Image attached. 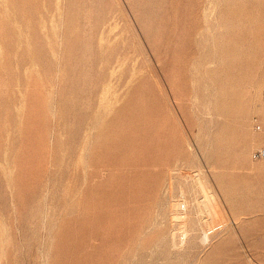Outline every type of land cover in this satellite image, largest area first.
Masks as SVG:
<instances>
[{"label": "rangeland", "instance_id": "rangeland-1", "mask_svg": "<svg viewBox=\"0 0 264 264\" xmlns=\"http://www.w3.org/2000/svg\"><path fill=\"white\" fill-rule=\"evenodd\" d=\"M260 147L264 0H0V264H264Z\"/></svg>", "mask_w": 264, "mask_h": 264}, {"label": "bare ground", "instance_id": "bare-ground-1", "mask_svg": "<svg viewBox=\"0 0 264 264\" xmlns=\"http://www.w3.org/2000/svg\"><path fill=\"white\" fill-rule=\"evenodd\" d=\"M254 138H255V137H254ZM196 182H198V181H196ZM199 182H200V181H199ZM199 184H201L200 186L202 187L203 190H206L205 187L203 186V184H202L201 182H200ZM199 184H198V185H199ZM200 190H201V189H200ZM206 192H207V191H206ZM208 194H209V193H208ZM211 194H212V193H210V195H211ZM193 196H194V195H193ZM212 196H213V195H212ZM212 196H211V197H212ZM208 197H209V196H208ZM214 197H215V196H214ZM191 199H192V198H191ZM203 199H204V197H203ZM213 199H214V198L212 197L211 200H213ZM194 200H195V198H194ZM213 201H214V200H213ZM198 202H199V200H198ZM187 203H188V202H187ZM199 203H200V202H199ZM181 204H182V202H181V203L179 202V207H181ZM184 204H185V205H184V206H185L184 208L186 209V203L184 202ZM209 205H210V204H209ZM211 206H212V205H211ZM207 207H208V206H207ZM200 208H201V207H200ZM211 208H214V206L211 207ZM198 209H199V208H198ZM208 209H210V208L208 207ZM208 209H207V210H208ZM214 209H215V208H214ZM202 210H203V209H202ZM215 210H216V209H215ZM203 211H204V210H203ZM212 211H214V210H212ZM191 212H193V211H191ZM208 212H209V210H208ZM208 212H207V213H208ZM185 214H186V213H185ZM190 214H191V213H190ZM190 214H188V216H189ZM197 214H198V213H197ZM197 214H196V215H197ZM209 214H210V213H209ZM215 214H217V213H214V212H213V216H215ZM191 216H192V214H191ZM183 217L185 218V215H180V216L177 215V218H182V219H183ZM196 218H197V217H196ZM185 220H186V219H185ZM187 220H188V218H187ZM205 221H206V220H205ZM192 223H193V222H192ZM208 223H209V221H208ZM195 224H196V223H195ZM184 227H185V226H184ZM190 228H191V227H190ZM187 230H188V229H187ZM187 230H186V229H182V231H181V234L183 235V236H182V239H183L184 237L186 238ZM191 230H192V229H191ZM204 231H206V233L204 234L203 239H208V233H207V230H204ZM182 241H183V240H182ZM184 241H185V240H184ZM204 241H205V240H204Z\"/></svg>", "mask_w": 264, "mask_h": 264}, {"label": "built area", "instance_id": "built-area-1", "mask_svg": "<svg viewBox=\"0 0 264 264\" xmlns=\"http://www.w3.org/2000/svg\"><path fill=\"white\" fill-rule=\"evenodd\" d=\"M253 158H262L264 157V147H260L252 152Z\"/></svg>", "mask_w": 264, "mask_h": 264}]
</instances>
